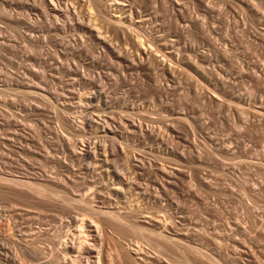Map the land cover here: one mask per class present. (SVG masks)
Here are the masks:
<instances>
[{"label":"rangeland","instance_id":"1","mask_svg":"<svg viewBox=\"0 0 264 264\" xmlns=\"http://www.w3.org/2000/svg\"><path fill=\"white\" fill-rule=\"evenodd\" d=\"M55 1L0 0V264H264V0Z\"/></svg>","mask_w":264,"mask_h":264},{"label":"bare ground","instance_id":"2","mask_svg":"<svg viewBox=\"0 0 264 264\" xmlns=\"http://www.w3.org/2000/svg\"><path fill=\"white\" fill-rule=\"evenodd\" d=\"M50 1H52V3H54V2H56L55 0H50ZM59 1V0H58ZM91 4L92 3H108V5L109 4H116V3H124V1L125 0H88ZM87 1V2H88ZM130 1V0H129ZM128 1V2H129ZM57 3V2H56ZM120 5V4H119ZM96 6H99V5H96ZM102 6V5H101ZM104 6V5H103ZM88 7V6H87ZM90 7V6H89ZM112 7V6H111ZM116 7V6H115ZM97 8V7H96ZM117 8V7H116ZM116 8H115V10H116ZM100 9L101 8H98V10H99V13H100ZM106 9V8H105ZM119 9V8H118ZM113 11V10H112ZM125 11V10H124ZM71 12V11H70ZM102 12V11H101ZM117 12V11H116ZM90 13H91V11H90ZM98 13V15H99V17H100V14ZM111 13H113V12H111ZM122 13V12H121ZM75 14V13H74ZM78 14V13H77ZM102 17H101V19L103 18L104 19V21L105 22H107V23H109V24H111V26H112V23L114 24V26H115V29L118 31V29H117V27L118 28H120V30L119 31H121V29H122V32H124L125 34H127L126 32H127V30H126V28L125 27H132L133 29H134V27H133V24H130V23H128L127 22V20L125 19H123V17H121V14L120 13H117V15L115 14L114 16H109L108 14L107 15H105L106 13H103L102 12ZM92 15V14H91ZM95 16V15H94ZM127 16V15H126ZM130 16V15H129ZM134 15H132V17H133ZM84 18V17H83ZM89 18H90V16H89ZM93 17H91V19H92ZM81 19V18H80ZM95 19H97V17L95 18ZM128 19V18H127ZM132 19V18H131ZM93 21V20H92ZM131 21V20H130ZM132 21H133V19H132ZM101 22H103V21H101ZM106 23V24H107ZM98 24V23H97ZM91 25V24H90ZM101 25V24H100ZM132 25V26H131ZM97 26V25H96ZM104 26V25H103ZM106 26V25H105ZM114 26H112V27H114ZM93 27V26H92ZM110 27V26H109ZM109 27H108V29H109ZM124 27V28H123ZM99 28V27H98ZM102 28V27H101ZM105 28H107V27H105ZM131 28V29H132ZM91 29H93V28H91ZM100 29V28H99ZM130 29V30H131ZM136 29V28H135ZM129 30V29H128ZM138 30V32H137V34L139 33V32H141V31H139V29H137ZM98 31V30H97ZM142 31H144V30H142ZM105 32H106V29H105ZM100 33V32H99ZM102 33V32H101ZM124 34V35H125ZM135 34H136V31H135ZM134 34V35H135ZM141 35L143 34V33H140ZM144 35H146V34H143L142 35V37L144 36ZM108 36V35H107ZM128 36V35H127ZM136 36V35H135ZM134 37V36H133ZM141 36H139L138 35V40L136 39L135 40V43H136V41H138V43L140 44V45H144L145 46V39L147 38V39H149L147 36H144V37H146L145 39H143ZM102 38V37H101ZM128 38V37H127ZM126 38V39H127ZM135 38V37H134ZM109 39H111V38H109ZM129 40V39H128ZM149 41L150 40H148L147 42L149 43ZM151 42H153V41H151ZM101 44V43H100ZM154 44V43H153ZM153 44H151V45H153ZM136 45V44H135ZM148 45H150V44H148ZM150 45V46H151ZM137 47V46H136ZM141 47L142 46H140V49H141ZM146 47V46H145ZM145 47H142V49L143 48H145ZM153 47V46H152ZM152 47H150V48H152ZM139 48V47H138ZM149 48V47H148ZM156 48V47H155ZM154 48V49H155ZM147 49V48H146ZM146 49H144V50H146ZM158 49V47L156 48V50ZM149 50V49H148ZM137 51V50H136ZM147 51V50H146ZM145 51V52H146ZM158 51V50H157ZM161 51V50H160ZM160 51H159V53H160ZM148 52V51H147ZM151 52V51H150ZM152 53H154V52H152ZM165 53V52H164ZM156 54V53H155ZM151 55V54H150ZM157 55V54H156ZM160 55H161V53H160ZM124 56V55H123ZM126 56V55H125ZM131 56V55H130ZM141 56V55H140ZM144 56V55H143ZM148 56V55H147ZM165 56V55H164ZM144 58V57H143ZM151 58V57H150ZM132 59V58H131ZM153 59H155V58H153ZM157 59H158V57H157ZM163 59H164V57H163ZM156 60V59H155ZM141 61V60H140ZM165 61H166V59H165ZM147 63V62H146ZM159 63V62H158ZM162 63V62H161ZM137 64V63H136ZM173 69V68H172ZM172 69H171V71H172ZM41 87V86H40ZM104 91V90H103ZM127 116V115H126ZM118 121V120H117ZM76 151V150H75ZM76 153H77V151H76ZM121 170V169H120ZM1 177V176H0ZM4 180H10V181H14L15 183H17V182H20V183H22V184H24V179H17V178H10V177H2ZM23 180V181H22ZM28 181H31V180H28ZM38 182V181H37ZM35 182V184H37V187H38V184L40 183V182ZM28 183V182H27ZM29 184H31V187L29 186V185H27V186H29L30 188H32L33 186V184H34V182H33V184H32V182H30ZM40 186V185H39ZM42 187H39V189H37V190H40V191H44L45 192V190H41V188H44L45 187V184H42L41 185ZM44 186V187H43ZM49 186V185H48ZM48 186H46V189H48L47 187ZM164 186V185H163ZM142 187V186H141ZM34 188V187H33ZM32 188V189H33ZM53 188V187H52ZM52 188H49V189H51L52 190ZM35 189H36V187H35ZM34 189V190H35ZM46 190V192H48L49 194L50 193H52V196L53 195H58L57 194V192H55V191H52L51 192V190ZM118 189V188H117ZM120 189V188H119ZM124 189V188H123ZM54 190V189H53ZM50 191V192H49ZM59 191V190H58ZM159 191V190H158ZM37 192H39V191H37ZM45 192V193H46ZM60 192V191H59ZM91 192V191H90ZM151 192V191H150ZM43 193V192H42ZM48 193H46L47 195H49ZM65 193V192H64ZM86 193V192H85ZM77 194V193H76ZM81 194V193H80ZM79 194V195H80ZM137 194V193H136ZM139 194V193H138ZM51 195V194H50ZM71 195V194H70ZM83 195V194H82ZM89 195V194H88ZM91 195V194H90ZM156 196V195H155ZM60 197V196H59ZM82 197V196H81ZM80 197V198H81ZM138 197V196H137ZM157 197V196H156ZM53 198V197H52ZM95 198V197H94ZM65 202H66V204H74V203H78V204H83V206L84 207H86V205L87 204H89V202L85 199H83V197H82V199H78V198H76V199H74V197H63L62 198ZM154 199V198H153ZM156 200V199H155ZM55 202V201H54ZM112 204V203H111ZM90 205V204H89ZM92 205V204H91ZM140 206V205H139ZM93 207H95V206H92V213H93V211L94 212H99V214H101V212H102V214H104L105 213V215L107 214L108 216H109V218H111V219H113L114 221H118L119 223H122V224H124L123 225V227L125 226V225H127L128 227L127 228H129L133 233H138V231H143V229H145V228H148V227H144V225H141V224H138L136 221V223L135 222H132V223H130L129 224V222H127V217H125V216H123V215H120L119 213H116V212H114V211H109L108 209L107 210H104V207H103V209H94ZM108 207V206H107ZM167 207V206H166ZM90 208V207H89ZM111 208V207H110ZM106 209V208H105ZM111 210V209H110ZM158 211H160V210H158ZM136 212V211H135ZM156 212V211H155ZM89 213H90V211H89ZM91 213V214H92ZM150 213H152V212H150ZM95 214V213H94ZM97 214V213H96ZM124 214V213H123ZM145 214V213H144ZM12 215V214H11ZM156 215V214H155ZM92 216V215H91ZM145 216V215H144ZM168 216H170V215H168ZM100 217V216H99ZM83 218V220H84V217H82ZM153 218V217H152ZM172 218V217H171ZM170 218V219H171ZM10 219V218H9ZM78 219H79V217H78ZM81 219V218H80ZM129 219V218H128ZM12 220V219H11ZM82 220V219H81ZM87 220V219H86ZM93 220V221H92ZM92 220H91V222L92 223H94V225H95V222H97L96 221V219L94 218H92ZM95 220V221H94ZM112 220V221H113ZM167 220V219H166ZM85 221V220H84ZM12 222V221H11ZM109 222V221H108ZM131 222V221H130ZM172 222V221H171ZM79 223V222H78ZM97 223H99V222H97ZM163 223V222H162ZM100 224V223H99ZM98 224V225H99ZM161 224V223H160ZM152 225H154V224H152ZM16 226V225H15ZM84 222H81L80 224H79V229H77V230H79L80 231V235H81V237L82 236H85V237H87L88 236V233L86 232V230H85V228H84ZM97 225H95V227H96ZM11 227V226H10ZM122 227V226H121ZM122 227V228H123ZM33 228V227H32ZM97 228V230H98V228H99V226L98 227H96ZM87 229V228H86ZM120 229V228H119ZM118 229V231H120ZM165 229V228H164ZM8 230V229H7ZM76 230V231H77ZM99 230H100V228H99ZM146 230V229H145ZM159 230V229H158ZM158 230H156V229H152V227L151 228H148V232H150V233H153V234H155L157 237H159V238H161V239H164L165 241H168V242H170V243H173V245L175 244L176 246L178 245V243L176 242V240H175V238L174 237H172V236H168V235H166V234H164V230L163 231H158ZM162 230V229H161ZM128 231V230H127ZM140 231V232H141ZM24 232V231H23ZM29 232V231H28ZM100 232V231H99ZM98 232V233H99ZM126 232V228L125 229H121V233H120V235H122L123 233H125ZM145 232V231H144ZM35 233H37V232H35ZM118 233V232H117ZM14 234V233H13ZM22 234V233H21ZM73 234V233H72ZM76 234V233H75ZM152 234V235H153ZM28 235V234H27ZM43 235V234H42ZM59 235V234H58ZM89 235H91V234H89ZM125 235V234H124ZM123 235V236H124ZM16 236V235H15ZM22 236V235H21ZM39 236V235H38ZM18 237V236H17ZM36 237V236H35ZM15 238V237H14ZM13 238V239H14ZM23 238V237H22ZM66 239H68V238H66ZM72 239V238H71ZM118 239V238H117ZM75 240V239H74ZM158 240V239H157ZM19 241H20V239H19ZM34 241V240H33ZM32 241V242H33ZM36 241V240H35ZM34 241V242H35ZM132 241V240H131ZM21 242V241H20ZM67 242V241H66ZM88 242V241H87ZM141 242V241H140ZM140 242H138V241H135V242H132L130 245H129V243H127V242H124V239L122 240V238H120L119 237V239L116 241V245H115V247H114V249L113 250H115V248H116V251H117V253L115 252V254H117V258H118V260H119V263L120 264H141V263H143V262H141V261H143L142 259H144V258H142V257H144V256H142V252L144 251V248L142 247V245H141V243ZM148 242H151V239L150 238H148ZM69 243V242H68ZM80 243H81V241H80ZM1 244V243H0ZM149 244V243H148ZM163 244V243H162ZM74 245V244H73ZM85 245V244H84ZM83 245V246H84ZM174 245V246H175ZM5 246V245H4ZM22 246V245H21ZM30 246V245H29ZM38 246H40V244L38 245ZM44 246V245H43ZM87 246V245H86ZM104 246V245H103ZM155 246V245H154ZM162 245H161V243L159 244V243H156V247H153L155 250L157 249V251H159V247H161ZM36 247V246H35ZM45 248H46V246H44ZM77 247V246H76ZM80 247L82 248V246L80 245ZM79 247V248H80ZM102 247V246H101ZM183 247H185V246H183ZM7 248H9L8 246H7ZM38 248V247H37ZM78 248V247H77ZM162 249H164L163 248V246L161 247ZM180 248H182V247H179V249ZM43 249V248H42ZM111 249V248H110ZM184 249V248H183ZM182 249V250H183ZM83 250V249H82ZM166 250V249H165ZM181 250V249H180ZM185 251L184 252H182V253H184L183 255V259H179L178 258V260L176 259V260H174L173 258V260H171V261H173V263L175 262V264H200V262L202 261V260H204L205 261V263H208L209 261V264L211 263V262H213L214 264H221L220 263V259L221 258H219V260H217V258H216V260H214L213 258L214 257H212L211 258V256L213 255L212 253V255L210 256H208V255H206L205 254V252H202V250L198 247V246H194V245H187L186 247H185V249H184ZM23 251V250H22ZM34 251V250H33ZM98 251H99V249H98ZM112 251V250H111ZM24 252V251H23ZM46 252V251H45ZM104 252V251H103ZM113 252V251H112ZM144 252H146V251H144ZM143 252V253H144ZM192 252V255H194V257H192V256H190V254L189 253H191ZM9 253V252H8ZM68 253V252H67ZM111 253V252H110ZM109 253V254H110ZM157 253V252H156ZM161 253V252H160ZM207 253V252H206ZM209 253V252H208ZM207 253V254H208ZM98 254H100V251H99V253ZM97 254V255H98ZM111 254H114V253H111ZM111 254H110V256H111ZM7 255H9V254H7ZM71 255V254H70ZM97 255H95L96 257H97ZM65 256V255H64ZM68 256V255H67ZM66 256V257H67ZM109 256V257H110ZM74 257V256H73ZM21 258V257H20ZM78 258V257H77ZM98 262H99V264H101V262H100V255H98ZM113 258V257H112ZM146 258V257H145ZM22 259H24V258H22ZM58 259V258H57ZM111 259V258H110ZM109 259V260H110ZM114 259V258H113ZM81 260V259H80ZM208 260V261H207ZM72 261H73V263H75V261L73 260V258H72ZM207 261V262H206ZM66 262V261H65ZM77 262V261H76ZM97 262V261H96ZM95 262V263H96ZM117 262V261H116ZM153 262V261H152ZM222 262V261H221ZM24 263V262H23ZM147 263V262H146ZM149 263V262H148ZM147 263V264H148ZM203 263V262H202ZM77 264V263H76ZM111 264H112V262H111ZM115 264V263H114ZM118 264V263H117ZM204 264V263H203Z\"/></svg>","mask_w":264,"mask_h":264}]
</instances>
